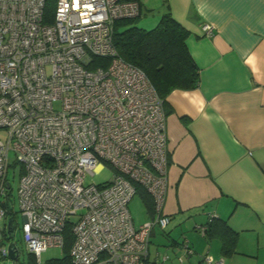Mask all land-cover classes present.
Instances as JSON below:
<instances>
[{"label":"built area","instance_id":"obj_1","mask_svg":"<svg viewBox=\"0 0 264 264\" xmlns=\"http://www.w3.org/2000/svg\"><path fill=\"white\" fill-rule=\"evenodd\" d=\"M46 2L0 0V264H28L15 242H2L4 230L15 233L18 212L35 264L48 247H63L67 224L72 264H162L168 256L158 260L149 246L154 229L169 223L164 101L113 44L115 20L138 17L140 4L54 0L46 21ZM14 165L18 210L7 177ZM104 166L109 180L84 183ZM138 186L151 195L153 214L135 227L128 203Z\"/></svg>","mask_w":264,"mask_h":264},{"label":"crops","instance_id":"obj_2","mask_svg":"<svg viewBox=\"0 0 264 264\" xmlns=\"http://www.w3.org/2000/svg\"><path fill=\"white\" fill-rule=\"evenodd\" d=\"M138 2V18L157 24L169 10L189 31L199 70L195 88L165 99L169 242L154 257L167 255L162 264H205V255L264 264V0ZM205 23L213 26L210 36L202 33ZM226 226L235 235L223 253Z\"/></svg>","mask_w":264,"mask_h":264},{"label":"trees","instance_id":"obj_3","mask_svg":"<svg viewBox=\"0 0 264 264\" xmlns=\"http://www.w3.org/2000/svg\"><path fill=\"white\" fill-rule=\"evenodd\" d=\"M138 1V0H137ZM54 0H47L46 10L51 21ZM136 18L118 19L114 22L113 44L117 53L127 62L140 68L152 83L156 93L163 99L174 89H193L199 82V70L186 44L189 31L165 11L157 24L151 29H144L135 24ZM97 62H106L97 58ZM149 213H152L153 201L151 195L141 186L137 192ZM230 237H224L223 253L232 249L235 232L226 226ZM208 231L206 229L205 234ZM227 235V234H226ZM63 256L53 259L50 264H72L69 249L73 235L69 224L64 232ZM30 255V254H29ZM28 264H35L32 255Z\"/></svg>","mask_w":264,"mask_h":264},{"label":"rangeland","instance_id":"obj_4","mask_svg":"<svg viewBox=\"0 0 264 264\" xmlns=\"http://www.w3.org/2000/svg\"><path fill=\"white\" fill-rule=\"evenodd\" d=\"M143 17V16H142ZM138 18L135 22V24L139 27H142L144 29H151L156 25V22L154 24H150V17L146 15L145 18ZM0 138L5 139V131L0 130ZM12 155H9V158L11 159ZM113 174V170L109 166H104L99 172L90 175L87 174L84 178V183H101L103 181L109 180ZM7 177L10 182V190L9 193L11 194L12 201L14 203V208L18 210V204H17V188L19 184V167L18 165L9 166ZM128 210L131 215L133 224L135 227L142 224L145 220L148 219V213L146 211V208L142 202V199L138 193L134 194L132 199L128 203ZM10 217V215L7 216V219ZM17 225L15 226V233L10 237L6 230L3 231L2 235V242L5 244H8L10 242H15L16 246L19 250V259L22 262H28L29 260V251L26 247V242L23 238V233L20 229V226L22 224L23 218L20 215V213H17ZM165 230V229H164ZM160 230L158 227L154 229V232L150 239V246L149 250L152 256H154L155 251H161L164 252L165 245L169 242L166 237L163 235V231ZM63 247H48L45 251L41 253V263L40 264H50V262L53 259L61 258L63 256ZM3 264H7V259L3 261Z\"/></svg>","mask_w":264,"mask_h":264},{"label":"water","instance_id":"obj_5","mask_svg":"<svg viewBox=\"0 0 264 264\" xmlns=\"http://www.w3.org/2000/svg\"><path fill=\"white\" fill-rule=\"evenodd\" d=\"M9 256H10V258H12V259H15V253H14V251H13V249L12 248H9Z\"/></svg>","mask_w":264,"mask_h":264}]
</instances>
